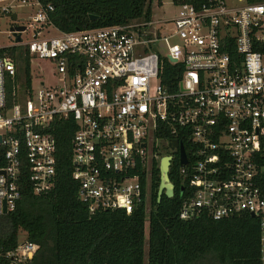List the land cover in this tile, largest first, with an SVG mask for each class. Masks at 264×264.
Listing matches in <instances>:
<instances>
[{
  "label": "built area",
  "instance_id": "built-area-1",
  "mask_svg": "<svg viewBox=\"0 0 264 264\" xmlns=\"http://www.w3.org/2000/svg\"><path fill=\"white\" fill-rule=\"evenodd\" d=\"M16 1L0 0V17L14 24L0 56V218L21 197L24 169L35 195L54 188L53 131L73 123L71 176L90 215L146 203L153 162L171 156L170 172L177 153L179 219L253 214L264 264V1L171 0V18L72 32L52 25L51 5L21 0L34 14L19 17ZM34 59L54 66L56 86L32 89ZM173 140L189 145L185 165ZM37 250L24 236L0 248V264Z\"/></svg>",
  "mask_w": 264,
  "mask_h": 264
},
{
  "label": "trees",
  "instance_id": "trees-1",
  "mask_svg": "<svg viewBox=\"0 0 264 264\" xmlns=\"http://www.w3.org/2000/svg\"><path fill=\"white\" fill-rule=\"evenodd\" d=\"M36 1L43 8L53 7L49 20L61 32L125 25L150 17V0ZM205 1L173 0L175 4L185 2L196 7ZM4 52L0 49V56ZM20 57L18 52L15 58ZM53 133L57 143L54 188L35 195L24 169L21 197L14 210L0 218L3 251L14 248L20 236L38 246L33 259L23 264H259L256 218L242 214L220 221L205 215L179 219L184 194L176 174L177 153L169 172L174 185L171 199L162 196L157 202L159 161H154L149 211L142 200L130 214L108 210L90 215L87 205L78 199L79 183L71 176L73 123H60ZM182 143L187 153L189 145Z\"/></svg>",
  "mask_w": 264,
  "mask_h": 264
},
{
  "label": "rangeland",
  "instance_id": "rangeland-1",
  "mask_svg": "<svg viewBox=\"0 0 264 264\" xmlns=\"http://www.w3.org/2000/svg\"><path fill=\"white\" fill-rule=\"evenodd\" d=\"M150 1V16L155 20L171 18L177 13V9L175 8V6L170 3L171 0H160V5H158L159 0ZM14 5L17 7V9L13 12H16L19 17H30L34 14V11L29 8H20L22 7L21 0H17ZM13 26L14 24L9 18H6L4 16L0 17V49L6 48V46L11 45L12 41L8 38V32L9 29ZM56 35L57 33L54 30H49V33L46 36L54 37ZM28 38L29 33L23 35V40H27ZM30 74L32 78V89L34 91L39 87L40 82H43L46 87H53L57 85V74L54 66L50 62L34 59L31 62ZM146 208L149 211V202H147ZM23 238L24 236L19 237V239Z\"/></svg>",
  "mask_w": 264,
  "mask_h": 264
},
{
  "label": "water",
  "instance_id": "water-1",
  "mask_svg": "<svg viewBox=\"0 0 264 264\" xmlns=\"http://www.w3.org/2000/svg\"><path fill=\"white\" fill-rule=\"evenodd\" d=\"M11 19L13 21L16 20V15H11ZM17 31H24V27L20 26L16 28ZM16 42L19 41V36L15 35ZM170 149H178V153L180 156V163L182 165L186 164V156L185 151L182 145H180L177 141L173 140L169 143ZM172 160L171 156H164L160 159L159 162V176H160V183L159 188L157 191V202H160L161 197L164 196L167 199H171L174 196V185L171 183L169 178V167H170V161ZM5 213V210H4ZM251 217H253V214H251Z\"/></svg>",
  "mask_w": 264,
  "mask_h": 264
}]
</instances>
